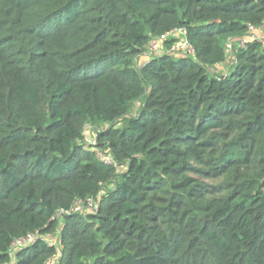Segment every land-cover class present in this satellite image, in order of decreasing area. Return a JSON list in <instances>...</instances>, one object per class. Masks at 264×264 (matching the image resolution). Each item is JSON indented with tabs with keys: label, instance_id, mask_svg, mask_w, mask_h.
I'll use <instances>...</instances> for the list:
<instances>
[{
	"label": "trees",
	"instance_id": "1",
	"mask_svg": "<svg viewBox=\"0 0 264 264\" xmlns=\"http://www.w3.org/2000/svg\"><path fill=\"white\" fill-rule=\"evenodd\" d=\"M250 27L264 0H0V264H264Z\"/></svg>",
	"mask_w": 264,
	"mask_h": 264
},
{
	"label": "built area",
	"instance_id": "2",
	"mask_svg": "<svg viewBox=\"0 0 264 264\" xmlns=\"http://www.w3.org/2000/svg\"><path fill=\"white\" fill-rule=\"evenodd\" d=\"M250 29L254 32L255 31V29L253 28V27H250ZM175 36L177 35V33H179L180 35H181V37H182V48H184V46L186 47V49H187V53L189 52V54H191L192 53V48L186 43V41L183 39V37H184V31L182 30V29H179V30H176L175 31ZM174 35H173V33L172 32H170L169 34H167L166 36H162V37H160L159 39H154V40H152L151 41V43H150V46H151V48H152V51H157L161 46H162V43H163V41L165 40V39H167L168 37H173ZM174 36V37H175ZM256 36V35H255ZM259 38V37H258ZM186 53V54H187ZM91 139V141L89 142V144H94L95 142H94V139L93 138H90ZM106 160H107V158H106ZM87 206H90V207H92V202L91 201H88L87 202ZM84 208V204L83 203H81V202H79L78 204H76L71 210L72 211H81L82 209ZM94 209H95V207H93ZM69 212V211H68ZM39 235H38V233H33V234H28L27 236H25V237H23V238H21V239H18V240H16V241H14L13 242V244H12V247L13 248H17V247H21V246H26V245H30V244H32L34 241H35V239L38 237ZM57 255H54V256H52V257H50L49 259H47L45 262H44V264H58V262H59V256H57ZM61 256V255H60Z\"/></svg>",
	"mask_w": 264,
	"mask_h": 264
},
{
	"label": "rangeland",
	"instance_id": "3",
	"mask_svg": "<svg viewBox=\"0 0 264 264\" xmlns=\"http://www.w3.org/2000/svg\"><path fill=\"white\" fill-rule=\"evenodd\" d=\"M254 35H255V33H254ZM170 38L173 39V42H172V44H170L169 47L166 44H163L157 51H154L152 53L155 55L161 54L164 52H170V51H173L175 53H182V52L187 53L186 47L184 46V48H182V44H181L182 43V37L179 33H177V35L175 37H170ZM228 46H230V44H228ZM187 54H189V52ZM86 134L88 135L86 138L87 139L86 144H89V142L91 141V139H90L91 138L90 128L86 129ZM92 138H94V137H92ZM46 239H47L48 243H53L55 245H57V243H58V239H57V237H55V235H50Z\"/></svg>",
	"mask_w": 264,
	"mask_h": 264
},
{
	"label": "crops",
	"instance_id": "4",
	"mask_svg": "<svg viewBox=\"0 0 264 264\" xmlns=\"http://www.w3.org/2000/svg\"><path fill=\"white\" fill-rule=\"evenodd\" d=\"M254 33H255V35H256L257 37H259V38L264 37V28H262V29H256V30L254 31Z\"/></svg>",
	"mask_w": 264,
	"mask_h": 264
}]
</instances>
